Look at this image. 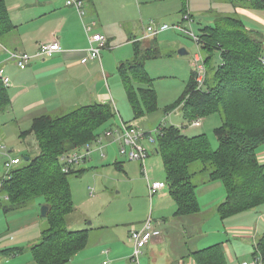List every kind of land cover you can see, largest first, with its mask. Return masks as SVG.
Instances as JSON below:
<instances>
[{"label": "crops", "instance_id": "crops-1", "mask_svg": "<svg viewBox=\"0 0 264 264\" xmlns=\"http://www.w3.org/2000/svg\"><path fill=\"white\" fill-rule=\"evenodd\" d=\"M81 1L86 12L84 22L95 21L97 24L94 31L103 34L107 39V46L101 53V61L93 60L86 64L80 62L89 47V40L78 10L75 7H67L65 0H31L29 3H26V0H5L9 17L15 27L0 37V70L10 78L9 85H4L10 96V105L5 111L0 112V147L7 150L10 156L16 149L14 147L20 150L26 148L22 145L26 146L35 137L32 133L27 136H23V133L29 131L36 118L61 117V113L65 111L67 114L75 108L93 104L109 103L116 110V104L112 102L114 99L108 93L110 89L108 81L112 78L105 70V64L109 66L108 53H113L124 45L132 46V58L116 57L118 59L116 69L120 75V65L134 59L136 41L148 47L151 44L150 40H153L154 42H151L156 43L158 49L160 48L158 39L154 37L149 40L138 39L144 30L143 17L151 19L154 25L161 26L164 25L161 24V20L179 13L178 4L181 8L178 0ZM190 1L187 0V12L193 17L192 21L195 19L194 14L207 15L211 27L215 26L217 20L223 16L241 19V14L250 15L258 22L259 28L245 26L261 41L264 50V22L246 10L252 9L248 0H224L235 8V12L228 13L209 8L192 12ZM54 40L60 43L63 52L48 59H36L26 69H20L5 51L6 48L34 54L40 44ZM191 66L192 63L189 64V69L193 70ZM116 112L118 114V110ZM6 114L10 115L9 120L3 119ZM173 114L182 117L180 111H174L168 114V117L171 118ZM149 117V114L144 115L135 121L142 125L150 122ZM206 120V118L201 119L200 127L188 128L186 134L193 135L191 132L194 135L204 134L201 127ZM164 121L166 119L160 120L157 127L147 126L144 129L152 132L163 125ZM219 121L222 125V119ZM25 151L27 156L31 155L30 152L28 153V148ZM12 158H20V156L16 155ZM257 158L261 164H264V144L258 148ZM115 164L123 169L122 162L116 161ZM200 175L202 178L196 182V197L200 206L197 214L176 215L177 204L171 197L169 185L154 196H157V203L153 207V214L157 208L158 216L154 219L153 214L152 216L150 214L149 217L152 218L155 229L161 231V234L152 238L145 247L143 253L146 264H195L191 253L212 246L220 247L223 264H242L256 258L254 255L256 244L264 236V204L256 209L222 219L217 208L226 199L225 185L218 180L207 182V177H203L205 173H198L195 177ZM201 187L208 189L205 193L211 192V198L216 197V200L213 199V203L214 201L216 203L213 204L210 213L202 210L198 199L197 192ZM0 194V209L5 214L0 226V264H36L30 248L41 242L43 232L48 227L46 219L32 204L17 210H6L1 190ZM154 197L149 196L151 206ZM169 197L175 204L169 201ZM142 220L135 224L128 221L124 229H118L111 234L107 233L105 230L107 227L102 225L97 226L95 231L89 229L88 226L95 223L93 220L89 225L81 221V227L73 231L88 230L89 242L69 264H132L134 246L130 241L131 229L132 227L141 229ZM82 224L86 225L87 229ZM211 224H215L212 233H216L219 238L215 242L211 240V244L207 246L205 239L210 232L209 229L204 232L203 228ZM23 232L26 234L25 237L20 236Z\"/></svg>", "mask_w": 264, "mask_h": 264}, {"label": "trees", "instance_id": "trees-1", "mask_svg": "<svg viewBox=\"0 0 264 264\" xmlns=\"http://www.w3.org/2000/svg\"><path fill=\"white\" fill-rule=\"evenodd\" d=\"M248 1L253 10H264V0ZM182 3L186 14L187 0ZM14 27L5 0H0V37ZM198 37L207 71L212 75L200 90L192 75L178 102L166 113L179 109L188 123L220 114L222 125L216 129L219 146L214 150L205 134L188 135L176 126L165 125L157 135L156 151L177 204V216L197 214L200 206L193 178L208 173L207 182L218 180L225 185L226 199L217 208L225 219L264 204V164L257 158V150L264 144V66L259 60L264 50L242 19L234 16L220 17L215 26L205 28ZM157 53L156 43L147 47L135 42L134 59L119 67L135 119L157 110L153 80L145 72V63L158 58ZM133 82L146 87L134 89ZM9 105L8 90L0 79V112ZM113 110L105 103L75 108L61 117L41 116L23 133L34 134L39 152L27 156L28 161L3 179L1 193L8 196V211L36 200L40 206H50L43 238L30 248L36 264H69L87 247L89 231H73L67 222L75 209L69 178L83 170L66 173L59 158L99 138L102 128L116 119ZM254 253L264 261V236ZM191 257L195 264H223L219 246L192 252Z\"/></svg>", "mask_w": 264, "mask_h": 264}, {"label": "rangeland", "instance_id": "rangeland-1", "mask_svg": "<svg viewBox=\"0 0 264 264\" xmlns=\"http://www.w3.org/2000/svg\"><path fill=\"white\" fill-rule=\"evenodd\" d=\"M178 1L181 3V8L178 4V8L180 9L179 13L175 14L176 16L171 15L170 18L161 20V24H167L169 26L180 25L188 30L192 28L196 36L200 35L205 28L211 27L209 16L194 14L195 19L193 20L194 22L192 21V26L190 28L189 22L184 21L185 13L182 15V0ZM29 2H31V0H26V3ZM207 8L215 11L220 10L221 12L226 13L235 12V8L224 0L190 1V10L192 12L203 11ZM246 10L250 11L253 15L258 16L264 22V10ZM190 17L193 18L192 16ZM143 18L145 20L143 22L144 28L153 24L151 19H147L145 17ZM241 19L249 28H259L257 25L258 22L251 18L250 15L241 14ZM201 20H203V22H201ZM95 33L99 32L95 31ZM154 38L159 41L158 43L160 48L158 49L159 53L157 54L159 57L161 56V58L158 57L154 60L146 62L145 72L148 77L153 80V86L157 96V110L149 114V123L141 125L135 121L132 107L128 101V96L126 97V91L124 89L122 78L116 69L117 58H132L133 56L132 46L124 45L116 49L113 53H108L109 66L105 64L106 72H108V74L112 77L108 81V86L110 87L108 93L110 94V97H113L114 99L112 102L116 104L115 106L116 110H118V114H116L117 112L115 108H113L114 114H116V119L112 120L105 127H103V132H114L118 127H121L122 124L133 125L146 131L144 128L147 126L153 128L157 127L159 121H163L164 119H166V125L176 126L183 130L184 133H186L188 128H192V126L182 128L183 126H188L189 123L179 115L173 114L171 118L168 117L166 109L178 102L186 85L188 84L191 73L193 72L192 69H189V64L192 63V66L194 67V57L198 53L199 47L190 35L180 30L172 29L162 34H157ZM151 41L153 40H150V43ZM181 49H185L188 53L186 55H180L179 51ZM218 64H220L219 59L217 60V65ZM211 75L212 71H209L208 79H210ZM132 86L134 89L146 87V85L137 82H133ZM170 113H174V111ZM64 114H66V111L61 113V116ZM3 119L9 120L10 115H4ZM206 119V123L201 127L202 130H204L202 132L206 135L211 147L216 150L219 146L216 129L221 126L219 120L222 119V117L220 114H213L207 116ZM200 125L201 120L200 124L196 127H200ZM198 131L200 132V129ZM191 134L194 135L192 132ZM116 137L117 136L114 135L113 137L107 138L105 135H102L101 142L104 147L103 150L99 149L101 144L95 142L98 139L97 138L94 143L89 144L92 152L88 159L73 168L84 169L85 171L79 175L74 174L69 178L75 209L74 212L68 216L67 222L72 230H78V228L81 227V221H85L86 224L89 225V223L93 220L95 223L88 226L89 229H94L95 231L97 226L102 225L106 226L107 228L105 230H107V233L111 234L118 229H124L127 224L126 222L128 221L134 224L138 223V221H141L142 219H145L146 221L150 214L151 216L153 214V207L154 205L156 206L157 196L154 197L153 205L151 206L147 192L146 174L151 181L156 180L163 182L165 180V171L162 158L155 152L150 153L149 158L146 160L145 173L143 171V167L140 165V162L130 161L125 155L121 154V150L124 146L122 142L116 140ZM22 146L29 149L28 153L30 152V156L32 157L36 156L39 152L38 142L35 140V137H33L26 146L24 144ZM145 146L150 149L154 148L147 142H145ZM19 147H21V145ZM14 148L16 149L12 156H10L6 152L7 150L0 147V182L1 180L3 181V177L7 172L4 166L5 161L18 155L22 159V164L25 163V157L27 156L25 151L26 148H21V150L19 148L17 149V147ZM116 161L122 162L123 169L119 166V168L117 167L115 164ZM77 171L73 170L72 172ZM203 177H208V173H205ZM200 178H202L201 175L195 177L193 180L197 182ZM207 190V188L201 187L197 192V195L199 201L201 202L202 210L210 213L213 204L216 203L215 201L213 203V199L216 200V197L214 196V198H211V192L205 193ZM2 200L5 204H7L8 196L6 194L5 196L2 194ZM169 201L174 203L171 197H169ZM40 204L41 202L36 200L32 205H34L37 210L39 209L41 211ZM3 215L5 214L3 213V210L0 209V226L1 219L2 221L4 220ZM153 216L154 219L157 218V208H155ZM145 221H143L142 224H144ZM83 226L87 229L86 225ZM214 227L215 224H211L208 227L206 226L203 228L204 232H206L207 229H209L210 232L205 239V244H207V246L211 244V240L215 242L219 238L216 233H212V230L215 229ZM25 232H23L20 236L25 237ZM143 255L144 253L140 256V264H146L145 255Z\"/></svg>", "mask_w": 264, "mask_h": 264}, {"label": "built area", "instance_id": "built-area-1", "mask_svg": "<svg viewBox=\"0 0 264 264\" xmlns=\"http://www.w3.org/2000/svg\"><path fill=\"white\" fill-rule=\"evenodd\" d=\"M65 5L67 7H75L81 19L84 22V19L86 17V12L84 11V4L81 0H65ZM184 21L189 22V26L191 28L192 24V18L190 17V14L187 13L184 16ZM96 22L93 21L91 23L84 22V30L87 34L88 40H89V47L85 51L84 57L81 59L82 64H86L89 61L98 60L101 61L102 57V50H104L107 46V39L104 35L100 33H95L94 28L96 26ZM180 30L184 31L188 35H190L195 42L197 43L199 47L198 53L194 57V80L197 85V90L203 89L205 87L207 77H208V71L207 66L205 63V58L203 56L202 50H201V41L198 36H196L192 30H190L180 26H169L167 24L156 26L153 24L147 26L144 28L142 36L138 38L139 40H149L151 37L156 36L157 34L168 31V30ZM137 39V40H138ZM138 42V41H136ZM5 51L7 52L9 58L13 60L16 65L20 69H26L32 61L36 59H48L53 57L54 55L58 53H62L63 49L60 46V43L57 40L51 41V42H45L40 44L38 50L34 54H29L25 52H16L5 48ZM261 64L264 66V55H262L259 58ZM0 79L3 82L5 86H8L10 83V78L6 75H4L3 70H0ZM175 111H179V109H176ZM172 114V113H169ZM200 120H195L192 123H189L188 126H183L182 128H188L189 126L196 127L200 124ZM166 121L163 122V125L161 124L154 132H147L142 130L139 127L133 126V125H126L122 124L121 127H118L116 131H107L104 133L105 137H113L116 135V140H120L123 143V149L121 150V153L126 155L127 158L130 161H138L141 163L143 167V171L146 173V160L149 158L150 153L156 151L157 147V135H159L162 132V127L165 126ZM102 136L99 137L95 142L101 144L100 150H103L102 146ZM145 142L152 145L154 148L150 149L145 146ZM91 147L90 145H86L85 147H81L78 149H75L71 151L70 153H65L61 155L60 162L63 165V171L68 173L73 170L75 166L78 164L85 162L88 157L91 154ZM22 160L20 158H9V160L5 161L4 166L7 170L6 175L4 178L9 177V173L17 166L21 164ZM147 177V189L149 192L150 198H153L155 195H157L162 189H164L167 184L165 181H151ZM2 183L0 184V190H1ZM1 198V194H0ZM161 234V231L155 229L153 226L152 218L149 217L141 227V229H137L135 227H132L131 234H130V240L133 243L134 246V252L131 258L132 264H140V256L143 254L145 247L147 244L151 241L152 238L158 236ZM242 264H264V261L260 257H256L251 262H244Z\"/></svg>", "mask_w": 264, "mask_h": 264}, {"label": "water", "instance_id": "water-1", "mask_svg": "<svg viewBox=\"0 0 264 264\" xmlns=\"http://www.w3.org/2000/svg\"><path fill=\"white\" fill-rule=\"evenodd\" d=\"M179 54L180 55H186L187 51L185 49H181L179 51ZM28 160H29V158L26 157L25 161H28ZM40 209H41V216L43 218H46L48 216L49 212H50V206L48 204H43ZM89 224H91V222Z\"/></svg>", "mask_w": 264, "mask_h": 264}]
</instances>
